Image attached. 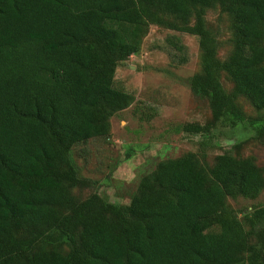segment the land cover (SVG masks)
<instances>
[{"label":"trees","instance_id":"1","mask_svg":"<svg viewBox=\"0 0 264 264\" xmlns=\"http://www.w3.org/2000/svg\"><path fill=\"white\" fill-rule=\"evenodd\" d=\"M210 9L229 23L224 58ZM150 25L198 36L187 82L211 117L181 129L248 134L209 162L160 160L120 204L91 189L72 149L133 103L115 72ZM248 143H264V0H0V264H264V203L227 202L264 190Z\"/></svg>","mask_w":264,"mask_h":264},{"label":"rangeland","instance_id":"2","mask_svg":"<svg viewBox=\"0 0 264 264\" xmlns=\"http://www.w3.org/2000/svg\"><path fill=\"white\" fill-rule=\"evenodd\" d=\"M206 20L212 30H218V53L224 58L231 49L228 20L218 9L208 10ZM199 58L198 36L149 26L139 53L119 64L115 72V86L130 92L133 103L111 117L108 136L89 139L72 149L80 175L91 181L92 190L111 202L128 204L139 178L160 160L193 151L200 161L209 162L247 136L243 129L221 128L205 140L201 134L181 129L185 123H205L211 117L206 101L195 97L187 82L198 71ZM221 79L224 87L231 89L225 74ZM239 103L246 112H252L245 98ZM240 155H253L264 165V143L245 144ZM75 192L86 195L78 188ZM227 202L237 210L250 208L264 203V190L255 199L229 198Z\"/></svg>","mask_w":264,"mask_h":264}]
</instances>
